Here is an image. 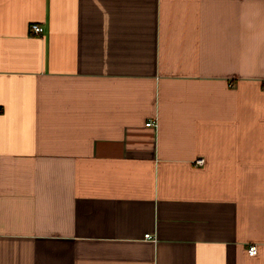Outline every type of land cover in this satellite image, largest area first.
Masks as SVG:
<instances>
[{"label":"crops","instance_id":"0c3cea01","mask_svg":"<svg viewBox=\"0 0 264 264\" xmlns=\"http://www.w3.org/2000/svg\"><path fill=\"white\" fill-rule=\"evenodd\" d=\"M0 264H264V0H0Z\"/></svg>","mask_w":264,"mask_h":264},{"label":"built area","instance_id":"2783aa9c","mask_svg":"<svg viewBox=\"0 0 264 264\" xmlns=\"http://www.w3.org/2000/svg\"><path fill=\"white\" fill-rule=\"evenodd\" d=\"M31 31L33 34L39 36L43 33L44 31V27H42L41 25L39 24H32L31 25ZM154 122H148L147 123V126H150V125H153ZM205 158L204 157H201V158H198L197 160H195V164L196 165H204L205 164ZM151 234H146L145 235V238H151ZM257 253V245L256 244H253L249 247V254L250 255H255Z\"/></svg>","mask_w":264,"mask_h":264}]
</instances>
